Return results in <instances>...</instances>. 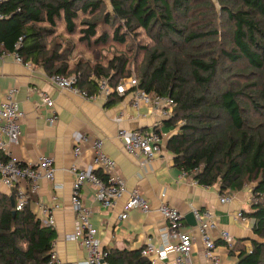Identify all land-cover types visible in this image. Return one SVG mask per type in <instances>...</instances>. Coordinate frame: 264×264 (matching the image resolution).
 <instances>
[{
	"label": "trees",
	"instance_id": "16d2710c",
	"mask_svg": "<svg viewBox=\"0 0 264 264\" xmlns=\"http://www.w3.org/2000/svg\"><path fill=\"white\" fill-rule=\"evenodd\" d=\"M232 26L229 49L219 44V31L195 26L193 7L203 0H110L118 27L112 40L120 45L144 31L153 46L144 47L145 65L136 70V84L128 93L145 92L175 102L173 116L164 122L176 133L167 142L175 165L204 187L219 186L220 194L251 188V205L244 216L253 224L251 249L237 241L232 254L237 264H264V0H219ZM105 0H9L1 11L0 45L17 50L25 61L43 68L49 76H76L77 86L89 94L99 92L98 80L116 88L127 73L128 62L116 59L108 66L77 65L71 68L46 39L63 22L68 33L76 29L80 13L100 12ZM112 15L105 19L110 23ZM84 40L98 35L96 24H87ZM104 34L96 44L106 46ZM207 50V51H205ZM115 70L112 75L111 72ZM125 94V95H126ZM112 94L110 108L124 99ZM181 123V125H179ZM100 178L105 175L96 172ZM11 195L0 192V264H50L57 238L33 208L16 212ZM109 264H150L140 251L110 250Z\"/></svg>",
	"mask_w": 264,
	"mask_h": 264
},
{
	"label": "crops",
	"instance_id": "0c3cea01",
	"mask_svg": "<svg viewBox=\"0 0 264 264\" xmlns=\"http://www.w3.org/2000/svg\"><path fill=\"white\" fill-rule=\"evenodd\" d=\"M13 89L18 90L17 101L24 117L21 120L22 134L18 144L11 146V159L19 164L37 162L41 157H51L57 169L55 181L63 188L57 192L47 180L40 182V190L33 194V208L39 216L40 206L53 205L57 196L60 209L55 212V230L57 238L53 251L62 262L76 263L86 260L87 254L80 243L70 239L77 227V217L72 207V190L75 180L72 168L98 172L94 162L92 141H104L105 153L117 164L118 172L126 179L128 189L140 191L151 203L154 212L144 215L134 210L126 220L125 200L120 201L114 209H105L96 200V188L87 183L81 195L86 206L92 211V223L98 230V237L105 250L140 251L153 239L157 246L167 245V223L156 212L162 202L176 208L184 217L194 211L212 210L218 224L213 232L222 264H237V255L227 251L220 239V232H229L246 249H251L250 241L255 239L253 224L246 218L240 221L236 215L249 212L251 205V188L240 192L220 194L219 186L204 187L190 176L184 175L174 162V154L167 149V142L176 133V129L164 125L167 121L160 117L151 106H143L136 111L132 106L134 93H128L124 99L110 108L106 101L85 100L68 91L56 89L50 82L48 73L41 67L29 69L8 57L0 60V104L4 103ZM47 95L54 101L50 109L43 103ZM55 118L51 124L50 119ZM1 124V122H0ZM161 126L166 142L159 155L151 165L142 166L140 161L129 155L124 143L118 138L120 130H141L149 132ZM175 132V133H174ZM91 143L82 144L85 137ZM81 147V155L76 157L74 151ZM0 192L11 195V191L0 180ZM222 197H231L232 203L223 204ZM184 226L193 229L184 219ZM194 264H211L204 255V245L198 231H194ZM175 255L169 254L165 262H173Z\"/></svg>",
	"mask_w": 264,
	"mask_h": 264
},
{
	"label": "built area",
	"instance_id": "2783aa9c",
	"mask_svg": "<svg viewBox=\"0 0 264 264\" xmlns=\"http://www.w3.org/2000/svg\"><path fill=\"white\" fill-rule=\"evenodd\" d=\"M9 0H0V21L6 20L2 11V6ZM110 2V0H105ZM22 39L15 45V51L9 52L0 45V60L13 57V60L19 64L33 69V64L27 62L18 53L21 47ZM51 84L60 91H68L74 95L80 96L85 100L96 102L100 99L108 101L112 94L124 96L136 84L134 78L121 82L116 88L110 87L108 79L98 80L99 92L89 94L81 90L78 86L76 76L66 77L59 74L49 76ZM18 90L13 89L7 96L4 103L0 104V180L7 189L12 191L16 189L14 209L16 212L23 211L30 202L33 194L40 190V182L47 180L53 184L55 192L61 190L63 186L55 181L57 169L55 161L51 157H41L37 162H28L19 164L11 159V146L18 144L21 138V120L24 113L17 101ZM43 103L46 107L53 109L54 101L47 95L43 96ZM132 106L136 111L143 106H151L154 111L160 113V117L169 120L174 113L175 102L173 99L163 96H155L145 92L134 93ZM51 124L55 123V118L50 119ZM157 126L149 132L141 130L127 131L120 130L118 138L123 141L125 151L140 161L142 166L151 165L155 159L162 153L166 142V136ZM82 144H90L91 139L85 136L81 140ZM91 149L94 152V162L98 171L105 175L100 178L96 172H88L84 169L72 168L75 180L72 190V207L77 217V227L75 233L70 239L80 243L87 254L84 261L76 263H66L59 260L57 254L53 251L50 264H109V251L105 250L102 242L98 237V230L92 223L93 211L84 204L81 192L87 183H91L96 188V200L107 210L114 209L117 204L125 200L124 213L121 215L122 220H126L131 211L137 210L144 215L154 212L150 201L138 190L130 191L126 179L118 172L116 162L111 159L104 151V141L96 139L91 143ZM76 157L81 155V147H76L74 151ZM184 175H187L184 172ZM197 183V182H195ZM57 196L53 197V205L40 206L38 218L45 225L55 228L54 214L60 209L56 201ZM223 204L232 203L231 197H222ZM156 212L167 223V245L157 246L153 239H148L144 248L141 249V255L149 260L150 264H194V231H198L201 241L204 245V255L211 264H222L218 253V246L213 232L218 230V224L215 214L212 210L203 212L194 211V217L197 225L193 229L184 226V215L176 208L162 202ZM240 221H245L246 217L243 212L236 215ZM220 239L224 243L227 251L231 252L236 245L235 238L227 231H221ZM174 254L173 262L164 260L169 254Z\"/></svg>",
	"mask_w": 264,
	"mask_h": 264
},
{
	"label": "rangeland",
	"instance_id": "374dc122",
	"mask_svg": "<svg viewBox=\"0 0 264 264\" xmlns=\"http://www.w3.org/2000/svg\"><path fill=\"white\" fill-rule=\"evenodd\" d=\"M203 3L205 7H193L194 21H197L195 26L201 28L204 32L219 31L221 35L219 44L221 47L229 49L231 47L230 31L232 26L227 22L220 1L203 0ZM106 15H112L110 23L106 21ZM113 16V11L108 3L100 12H95L94 14L92 12L88 14L80 13L76 22L75 32L72 34L67 32L63 22H58L56 28H52L47 24L40 27L52 31L51 36L46 39L47 48L56 50L71 68L77 65H90L91 67L100 65L106 67L111 62L114 63L116 59H123L128 62L127 73L131 74V78L136 77V70L142 69L145 65L147 55L144 52V47L150 48L153 43L142 30L133 31V37H128L124 45L114 42L112 40L113 33L118 27L123 26V23ZM88 23L96 24L98 29V35L91 42L84 40V31L88 29ZM122 33H125L124 26ZM104 34L110 36V42L106 46L97 45L95 43L96 40ZM114 73L115 70L111 72L112 75ZM128 79H123V81ZM181 124L183 123L180 122L179 125Z\"/></svg>",
	"mask_w": 264,
	"mask_h": 264
},
{
	"label": "water",
	"instance_id": "95a60500",
	"mask_svg": "<svg viewBox=\"0 0 264 264\" xmlns=\"http://www.w3.org/2000/svg\"><path fill=\"white\" fill-rule=\"evenodd\" d=\"M12 207L14 208V201L13 200H12ZM184 219L188 222V224L190 226L196 227L197 222H196V219L194 217V213L187 215L186 217H184Z\"/></svg>",
	"mask_w": 264,
	"mask_h": 264
}]
</instances>
